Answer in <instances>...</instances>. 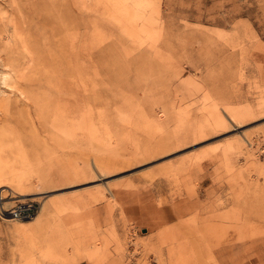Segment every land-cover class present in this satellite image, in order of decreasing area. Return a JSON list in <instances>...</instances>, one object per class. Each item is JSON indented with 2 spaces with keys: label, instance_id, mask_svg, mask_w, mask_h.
Listing matches in <instances>:
<instances>
[{
  "label": "rangeland",
  "instance_id": "rangeland-1",
  "mask_svg": "<svg viewBox=\"0 0 264 264\" xmlns=\"http://www.w3.org/2000/svg\"><path fill=\"white\" fill-rule=\"evenodd\" d=\"M2 91L0 264H264V0H0Z\"/></svg>",
  "mask_w": 264,
  "mask_h": 264
},
{
  "label": "bare ground",
  "instance_id": "bare-ground-1",
  "mask_svg": "<svg viewBox=\"0 0 264 264\" xmlns=\"http://www.w3.org/2000/svg\"><path fill=\"white\" fill-rule=\"evenodd\" d=\"M1 80H2V84L5 87H11V88H15L19 91V94L17 95V104L18 106L21 105L23 108V112L27 115L28 118V122L30 123L32 121V117L33 113H32V103L29 102L30 97L28 96L27 92L25 90H23L21 87H19V84L17 82V78H14V76L10 73V72H4L1 74ZM5 91L1 92V97H0V136L2 134V127L4 124L9 123L10 119L8 118V112L10 111V109L12 108V101L11 98H5L4 97ZM12 97V96H11ZM15 100V99H14ZM16 104V103H15ZM53 105V104H52ZM36 109V108H35ZM36 112V111H35ZM10 113V112H9ZM36 114V113H35ZM18 117V116H17ZM15 118V117H14ZM35 119V118H34ZM32 123V122H31ZM30 123V124H31ZM35 125V123H34ZM32 126V125H31ZM36 126V125H35ZM38 128V127H37ZM38 132V130L36 131ZM7 133V132H6ZM247 140V139H246ZM264 147V146H263ZM16 183L17 188H22L20 190V192H18L15 186H3V187H8L12 190H14V193H17L15 196L13 197H26V196H30L31 198H35L37 195H40V193H36V192H31V190H28L26 187L23 188V186H25L26 182H20L17 180H13ZM22 181V180H21ZM2 182H7V181H3ZM12 182V181H11ZM15 188V189H14ZM1 190V189H0ZM7 191V190H6ZM13 192V191H12ZM5 198L2 194V198ZM38 217H34L24 221L23 219L21 220V218L19 217H15L13 215H11V217H9V221H18L20 223H31L33 221H36ZM19 219V220H18ZM164 254V253H163ZM165 260V259H164Z\"/></svg>",
  "mask_w": 264,
  "mask_h": 264
},
{
  "label": "built area",
  "instance_id": "built-area-1",
  "mask_svg": "<svg viewBox=\"0 0 264 264\" xmlns=\"http://www.w3.org/2000/svg\"><path fill=\"white\" fill-rule=\"evenodd\" d=\"M34 207L35 206L32 202H27L25 204L12 207L9 210H4L1 212V215H13L15 217L25 218L32 215Z\"/></svg>",
  "mask_w": 264,
  "mask_h": 264
},
{
  "label": "crops",
  "instance_id": "crops-1",
  "mask_svg": "<svg viewBox=\"0 0 264 264\" xmlns=\"http://www.w3.org/2000/svg\"><path fill=\"white\" fill-rule=\"evenodd\" d=\"M235 253L234 251H230V252H223L222 250H217L216 251V257L218 259V264H226V261H229L230 263L227 264H231L233 258H235ZM83 262H79L77 264H82ZM85 264H89V263H85Z\"/></svg>",
  "mask_w": 264,
  "mask_h": 264
}]
</instances>
